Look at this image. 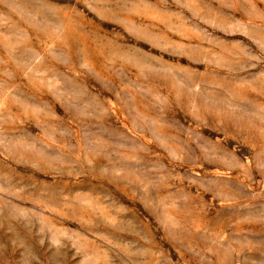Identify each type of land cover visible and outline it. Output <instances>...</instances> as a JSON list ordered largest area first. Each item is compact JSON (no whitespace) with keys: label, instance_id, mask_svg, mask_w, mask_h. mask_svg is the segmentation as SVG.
Returning a JSON list of instances; mask_svg holds the SVG:
<instances>
[{"label":"rangeland","instance_id":"374dc122","mask_svg":"<svg viewBox=\"0 0 264 264\" xmlns=\"http://www.w3.org/2000/svg\"><path fill=\"white\" fill-rule=\"evenodd\" d=\"M0 264H264V0H0Z\"/></svg>","mask_w":264,"mask_h":264}]
</instances>
